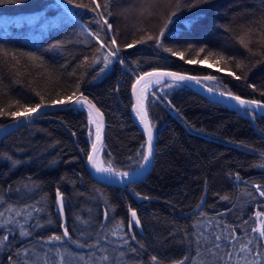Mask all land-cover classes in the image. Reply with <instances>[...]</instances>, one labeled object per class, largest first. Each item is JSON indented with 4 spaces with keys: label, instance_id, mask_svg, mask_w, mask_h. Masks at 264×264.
Masks as SVG:
<instances>
[{
    "label": "trees",
    "instance_id": "1",
    "mask_svg": "<svg viewBox=\"0 0 264 264\" xmlns=\"http://www.w3.org/2000/svg\"><path fill=\"white\" fill-rule=\"evenodd\" d=\"M98 2L103 5L104 0ZM129 3L110 0L112 15L105 16L111 30L95 23L96 13L66 0L0 4V108L15 111L40 103L41 97L47 104L74 91L83 94L105 119L100 154L104 166L111 162L113 169L130 173L140 166L141 146L146 144L130 98L139 74L151 69L184 72L219 91L264 101V0H203L191 9L187 5L193 0H181L177 17L199 14L198 23L190 29L170 24L161 44L148 41L132 48L125 45L159 34L168 14L176 10V0ZM89 30L100 32L106 42L115 36L120 48L103 73L100 68L110 49L97 53L100 42ZM97 55L100 62L92 64ZM209 75L217 79L203 80ZM164 82L145 96L155 137L153 163L148 174L131 185L102 184L88 174L85 161L94 124L83 106L44 113L0 141V154H7L0 155V222L13 221L7 229L0 227V236L9 237L7 246L0 247V264L18 262L17 249L24 247L29 248L26 258L37 264L45 259L49 264L62 259L63 264H84L90 257L91 264H172L184 256L195 257L197 264H223L206 251L216 236H221V255L233 253L228 264H246L239 248L248 241L254 253L264 252V237L259 235L264 217L260 221L256 216L264 212V197L256 188L264 186V168L257 166L264 162V116L255 113L253 119L252 110L211 102L186 85L162 90ZM11 119L0 116V125ZM130 209L140 220L132 229ZM118 222H123L120 229ZM37 223L43 227H35ZM21 225L32 235L20 237ZM64 227L69 237L47 240L62 234ZM101 256L109 259L101 261ZM153 256L158 261H152Z\"/></svg>",
    "mask_w": 264,
    "mask_h": 264
},
{
    "label": "snow or ice",
    "instance_id": "2",
    "mask_svg": "<svg viewBox=\"0 0 264 264\" xmlns=\"http://www.w3.org/2000/svg\"><path fill=\"white\" fill-rule=\"evenodd\" d=\"M6 0H0V4L5 3ZM15 2V0H13ZM203 2V0H193V3L187 5L189 9L195 8L197 4ZM66 3L69 5H74L77 8H82V9H88L91 12L96 13V16L99 17V19L95 20V23L100 26V28L103 29H112V25L108 22L107 16H111L112 13L108 11L109 6H110V0H104L103 5L98 2V0H91L90 4L86 3H77V0H66ZM181 10V0H176V10L172 11L168 14L167 19L163 25V27L160 29L159 34L156 36L152 35H147L144 37H141V39L136 40L134 44H127L125 47L127 48H132L134 45L137 44H144L147 43L148 41H154L157 44H161V38L165 35V31L169 29L170 24H183V26L186 29H190L194 24L198 23L200 20L199 14H191L190 16L186 18H179L177 17V13ZM105 13H107V16H105ZM90 31V30H89ZM90 35L95 37L99 42H100V47L96 49L97 53L101 51V48H109L110 51L108 54H106L103 58V63L104 67L100 68V73H103L108 65L112 62L111 58L117 57V54L120 51L119 46L117 45V41L115 36L111 37L109 41H105L100 32H91ZM239 42L241 45H243L244 48L251 49L249 48L248 43L245 42L243 37H239ZM58 45H54L53 47H57ZM166 51H171V49H165ZM200 51H204V49H201ZM173 55H177V53H173ZM211 55V53H209ZM181 59H183V55L180 54ZM207 59V57H205ZM88 60V57H85V61ZM100 62V56H94L92 58V64H97ZM121 64L124 63L123 60L119 61ZM188 63H203V61H193L189 60ZM212 66V65H210ZM237 67H240L238 64ZM229 75L235 76L236 79H241L240 76H236L234 72H230ZM165 77H169L171 80V83L164 82L163 87L164 88H172V87H178L182 82L185 81H195L196 84L202 83V80L200 77L196 76H188L182 73H175V72H165V71H160L158 69H154L151 72H145L139 76H137L136 83L133 84V92L136 95V104H133V109L136 112V115L141 118V123L144 124L145 131L147 133V141L145 145H142L141 147L144 149L143 153L141 154V164L140 168L142 169L147 162L150 161V158L153 156V131H152V126L150 122L147 119V111L144 107V100H145V93L147 89L152 85V84H161L162 81H164ZM217 77L209 75L203 77V80H216ZM78 87V86H77ZM255 88V86H252ZM217 89L215 88H208V92L214 93L216 92ZM152 95H155V93H152ZM219 95L222 97H227L229 100L235 101L241 108H247V106H252V108L255 110L253 113V119H255V113H259L261 115H264V101L262 100H256V99H244L241 96L233 94L230 90H225L219 92ZM261 95L264 96V91L261 92ZM14 103H19L14 102ZM50 104L55 106V105H80V106H87L88 108V118H89V123L90 124H95L96 125V138L91 144V151L87 153V160L89 164L92 166V168L95 169L96 172L98 173H109V174H114L117 176L121 177H128L130 175L129 172H119L115 169L112 168L111 162H108V166L105 167L103 162L99 158V152H100V147L99 145L101 144V129H102V114L99 112V109L95 108V105H93L87 97H84L82 94L77 96L76 92H72L70 95L66 97H61L56 100L50 101ZM44 103L43 97H41V102L35 104L34 106H28V105H23L21 107H18L17 110L15 111H5L4 109L0 108V116H10L15 123H19L21 119L23 120H30L33 116H35L42 107H46ZM94 110H95V115H94ZM248 112L245 111V115H247ZM5 125H0V129L5 128ZM0 155H5L7 154H0ZM262 157H264V153H260ZM9 160H11V157H8ZM20 163L19 161H12V164H18ZM260 168H264V162L260 163L257 165ZM140 169H137L139 171ZM237 179H239V174H237ZM27 187V185H25ZM264 187L262 185H256L257 191L259 192V195L261 197H264V190H261V188ZM138 195V194H137ZM3 197L0 196V200H2ZM222 199H228V197H222ZM57 200L59 201V208L60 211H63V200L62 196L57 191ZM39 203V202H37ZM26 207H32V206H26ZM199 207V205H198ZM7 210H11L10 208ZM6 210V211H7ZM43 209L39 208H33V211L39 212L42 211ZM19 215V213H17ZM107 212H105V218H107ZM203 215V213H202ZM4 216V212H0V217ZM257 217H264V212H258L256 213ZM30 218V217H29ZM12 220H5L3 222H0V227H4L7 229V225L9 223H12ZM84 223H87L86 221ZM133 225L135 226H140V220L137 216V212L135 209H130V219L128 221V228L132 229ZM123 226V222H118L116 224V229H120ZM37 228L43 227V225L37 223L35 225ZM83 234V233H82ZM113 235H116L117 232L114 230L112 232ZM20 237H28L31 236L32 233L25 228L23 225L20 226V232H19ZM259 235L261 237H264V230L260 231ZM70 233L66 227H64V231L62 234H53L52 236L47 237L48 241H61L65 237H69ZM135 239V236L133 235L132 237ZM232 239H236V237H231ZM225 240L229 239L228 236L224 237ZM221 240V236H216L215 241L212 242L211 247L206 249V251L212 253L214 256H217L219 260L223 261V264H228V260H231L233 258V253L228 252V253H221L223 252L220 243H217V241ZM6 242H9V237L8 235H3L0 236V247L7 246ZM73 243H77L76 241H73ZM124 243H127V240L124 241ZM197 245V256L200 255V236H197V239L195 241ZM251 241H248V243L241 244L239 251L243 253L244 255L241 256V259L245 260L246 264H264V252H253V249L250 248L248 245L251 244ZM143 247V246H141ZM130 251L135 253L137 250L135 248H131ZM29 253V248L24 247L22 249H17V255L21 257V259L18 262H13V264H37V260H29L27 259V254ZM123 255V253H121ZM248 255H253V260H247ZM227 257V259H225ZM81 260H84V257H80ZM101 261H106L109 258L107 256H101L99 258ZM9 260L11 261L12 258L9 257ZM152 261H158V258L156 256L151 257ZM192 260V264H197V260L195 257H190V256H184L180 260H175L172 262V264H185L186 261ZM44 264H49V261L45 259ZM60 264H63V259L61 260ZM84 264H91V257L89 258L88 261H85ZM199 264H204V261H199ZM237 264H239V261H237Z\"/></svg>",
    "mask_w": 264,
    "mask_h": 264
},
{
    "label": "water",
    "instance_id": "3",
    "mask_svg": "<svg viewBox=\"0 0 264 264\" xmlns=\"http://www.w3.org/2000/svg\"><path fill=\"white\" fill-rule=\"evenodd\" d=\"M153 70L154 69H151V70H148V71H145V72H151ZM158 70L165 71V72H175V73L185 74L184 72H178V71L169 70V69H158ZM145 72H143V73H145ZM143 73H141V74H143ZM141 74H139V75H141ZM185 75H187V74H185ZM136 79L133 81V83L131 84V87H130V97H131L132 104H136V102H137L136 101V95L133 92V84L136 83ZM164 81H171V80H170L169 77H165L164 78ZM164 81H162V82H164ZM181 85H186V86L190 87L195 92H197L198 94H200L201 96H203L204 98H206L207 100H209L211 102L224 103V104H228V105L240 107L235 101L229 100L227 97L220 96L219 95V92H221V91H218L217 90L214 93L208 92V88H211V87L205 86L202 83L196 84L195 81H185V82H182ZM79 95H81V94H77V96H79ZM83 96L84 97H87L85 95H83ZM87 99L93 105H95L91 101L90 98L87 97ZM244 99H246V98H244ZM46 105H48V106L42 107L40 109V111L35 116H33L30 120H27L26 121V120L21 119V121L19 123H15L11 119V120L5 122L4 124H2V125H5L6 127L3 128V129H0V140H3L5 137H7L8 134H11L15 130H17V129L23 127V126H25L26 124L30 123L33 119H35L36 117H39L40 115H42V114H44L46 112H51V111H56V110L64 109V108H67V107H71V106H73L75 104H72V105H55V106H53L50 103H47ZM83 107H85L88 110L87 106H83ZM144 107H145V102H144ZM95 108L98 109L96 107V105H95ZM245 109L252 110L253 112L255 111L252 108V106H247V108H245ZM99 112L102 114V112L100 110H99ZM257 114L258 115H261L258 112H257ZM94 115H95V110H94ZM262 116H264V115H262ZM147 119H148V116H147ZM148 121H149V119H148ZM101 122H102V129H101V140H102V142L99 145L100 150H101V148L103 146L104 139H105V132H106V124H105V119H104L103 114H102V120H101ZM137 124L139 125V127L143 131V133L145 135V138H146V141H147V133L145 131L144 124L141 123V118L139 116H137ZM95 138H96V127H95V130H94L92 142L95 140ZM153 148H154L153 156L150 158V161L147 162L142 169L140 167H138L137 169H140V170L137 171V169H136L134 172L130 173V175L128 177H121V176H117V175H114V174H100V173L96 172L94 168H92V166L89 164V162L87 160V157H86V161H85V166H86V169H87L88 174L95 181H97L99 183H102V184H110V185H118V186L131 185V184H133V183L141 180L142 178H144L147 175V173L149 172L150 168H151L152 161H153V157H154V153H155V137H154V134H153ZM90 151H91V146H90L89 152Z\"/></svg>",
    "mask_w": 264,
    "mask_h": 264
},
{
    "label": "bare ground",
    "instance_id": "4",
    "mask_svg": "<svg viewBox=\"0 0 264 264\" xmlns=\"http://www.w3.org/2000/svg\"><path fill=\"white\" fill-rule=\"evenodd\" d=\"M154 85H156V84H152L150 87H152V86H154ZM203 85H204V84H203ZM205 86H206V85H205ZM150 87H149V88H150ZM208 87H209V86H208ZM149 88H148V89H149ZM148 89H147V90H148ZM218 91H219V90H218ZM146 94H147V91H146V93H145V96H146ZM88 98H89V97H88ZM144 102H145V100H144ZM75 106H80V105H73V106H71V107H75ZM71 107H67V108H71ZM67 108H64V109H67ZM145 108H146V106H145ZM64 109H60V110H64ZM133 110H134V109H133ZM56 111H58V110H56ZM51 112H54V111H51ZM46 113H50V112H46ZM46 113H45V114H46ZM134 113H135V111H134ZM135 115H136V113H135ZM40 116H41V115H40ZM136 116H137V115H136ZM147 116H148V115H147ZM36 118H37V117H36ZM148 119H149V118H148ZM33 120H34V119H33ZM33 120H32V121H33ZM32 121H31V122H32ZM136 121H137V120H136ZM31 122H30V123H31ZM149 122H150V121H149ZM30 123H28V124H30ZM28 124H26V125H28ZM26 125H25V126H26ZM94 125H95V124H94ZM23 127H24V126H23ZM95 127H96V125H95ZM21 128H22V127H21ZM19 129H20V128H19ZM17 130H18V129H17ZM15 131H16V130H15ZM15 131H14V132H15ZM12 133H13V132H12ZM9 135H10V134H8L7 136H9ZM0 141H1V140H0ZM101 149H102V148H101ZM100 153H101V150H100V152H99V158H100V160H101ZM153 159H154V157H153ZM101 161H102V160H101ZM152 163H153V161H152ZM151 166H152V165H151ZM139 167H140V166H139ZM150 169H151V168H150ZM134 171H135V170H134ZM134 171H133V172H134ZM149 171H150V170H149ZM130 173H132V172H130ZM100 174H109V173H100ZM147 174H148V173H147ZM124 186H127V185H124Z\"/></svg>",
    "mask_w": 264,
    "mask_h": 264
},
{
    "label": "rangeland",
    "instance_id": "5",
    "mask_svg": "<svg viewBox=\"0 0 264 264\" xmlns=\"http://www.w3.org/2000/svg\"><path fill=\"white\" fill-rule=\"evenodd\" d=\"M129 1H131V3L134 4V1H135V0H129ZM131 3H129V4H131ZM132 7H133V6H132ZM157 85H159V84H156L155 86H157ZM155 86H153V87H155ZM153 87L149 88V89L147 90V93H148L149 90L152 89ZM161 89H162V90H165V89H168V88H164L163 86H161ZM130 98H131V97H130ZM131 102H132V101H131ZM92 125H93V124H92ZM94 130H95V126L93 125V134H94ZM100 154H101V153H100ZM105 167H106V166H105ZM259 219H260V221H262V217H260Z\"/></svg>",
    "mask_w": 264,
    "mask_h": 264
}]
</instances>
